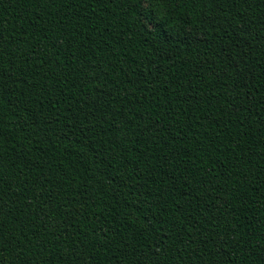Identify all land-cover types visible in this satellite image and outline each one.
I'll return each instance as SVG.
<instances>
[{
	"label": "trees",
	"instance_id": "16d2710c",
	"mask_svg": "<svg viewBox=\"0 0 264 264\" xmlns=\"http://www.w3.org/2000/svg\"><path fill=\"white\" fill-rule=\"evenodd\" d=\"M0 264H264V0H0Z\"/></svg>",
	"mask_w": 264,
	"mask_h": 264
}]
</instances>
